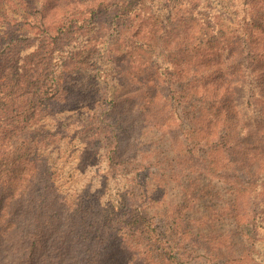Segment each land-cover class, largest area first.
Instances as JSON below:
<instances>
[{"label":"trees","instance_id":"16d2710c","mask_svg":"<svg viewBox=\"0 0 264 264\" xmlns=\"http://www.w3.org/2000/svg\"><path fill=\"white\" fill-rule=\"evenodd\" d=\"M180 1L176 8L168 0H8L20 19L0 13V264H141V250L156 264H183L182 239L165 242L138 207L112 214L102 234L92 226V207L62 198L53 181L47 149L57 134L39 124L67 109L80 112L68 80L84 72L79 62L93 51L90 26L111 36V72L119 75L121 53L146 64L138 89H125L123 100L121 91L111 93V124L101 122L106 132L111 128L112 171L129 163L121 136L140 115L165 128L181 171L210 172L229 185L237 221L248 225L244 209L251 204L264 214V32L257 24L264 23V9L233 0L235 30L223 34L216 14L207 21L199 11L207 8L204 0ZM196 17L204 20L196 24ZM97 45L106 51L108 41ZM177 55L182 70L172 62ZM186 58L195 65L186 67ZM205 58L211 63L203 66ZM100 73L106 69L90 77L100 83ZM185 114L189 131L182 129ZM70 124L59 126L66 132ZM187 232L192 246L209 249L203 235Z\"/></svg>","mask_w":264,"mask_h":264},{"label":"rangeland","instance_id":"374dc122","mask_svg":"<svg viewBox=\"0 0 264 264\" xmlns=\"http://www.w3.org/2000/svg\"><path fill=\"white\" fill-rule=\"evenodd\" d=\"M250 1L264 9V0ZM168 2L170 7L177 8L181 1L177 4L175 0ZM232 3L233 0H204L207 8L199 11L206 16L207 21L211 14H216L218 25L224 30L221 33L225 34L229 27L235 30L231 26V19L234 18ZM0 13L15 20L20 19V14H17L8 0H0ZM200 20L204 19L196 17L193 22L198 24L201 23ZM257 24L264 32V23ZM97 31V27H88L87 33L92 40L90 47L93 51L79 59V67L84 72L76 77L71 74L72 78L68 80L71 95L80 97V112L67 109L56 117L41 118L39 124L44 125L49 132L57 134L53 139L55 142L48 146L47 151L54 174L53 181L61 197L73 202L81 200L85 206L90 205L93 212L92 226L94 230L100 229L102 234L111 227L112 214L120 213L125 206L138 207L148 217L153 218L160 238L165 242L170 240L177 244L182 239L183 243L178 248L186 252H178L184 257L183 264H264V214L258 212L260 209L256 205L251 204L244 209L246 218L251 219L248 225L237 221L231 207L229 185L215 178L210 172L181 171L176 165V155L165 128L140 115L134 116L132 123L122 133L120 141L126 153L125 161L129 163L118 171L117 168L112 171L109 167L108 152L114 142L106 134L111 128L106 132V127L101 122L110 118L107 124H111V114H107V108L111 106V93L114 90L121 91L122 96L125 89H138V79L143 77L146 64L138 63L135 57L125 59L121 53L117 57L115 55L117 59L125 60L119 64V75L111 72V36L102 38L101 34H96ZM223 39L219 38L214 47L221 48ZM106 40L107 50L103 51L97 43ZM107 59L110 63L106 62ZM171 59L182 70L183 56H172ZM184 63L186 67L195 65L188 62L187 58ZM209 63L211 62L205 58L203 66ZM52 65L55 68L56 60ZM98 69H106L105 74L100 73V83L90 77ZM210 71L205 73L209 74ZM230 73L226 74L228 79ZM116 76L118 82H121L114 86L111 77L113 79ZM132 106L139 110L135 105ZM182 111L183 107L176 110L179 118ZM66 120H70L71 124L65 132L64 127L59 124ZM181 124L182 129L190 130L192 124L188 114L182 115ZM94 130H97L98 135H94ZM176 223H181L179 230L175 228ZM187 231L203 235L209 243V249L203 250L204 243L200 244L201 247L192 246L193 242ZM119 236L123 237V232ZM139 253L142 257L141 264L157 263L153 255L145 256L143 250ZM126 255L131 257L129 253ZM123 263L131 264L127 260H123Z\"/></svg>","mask_w":264,"mask_h":264}]
</instances>
